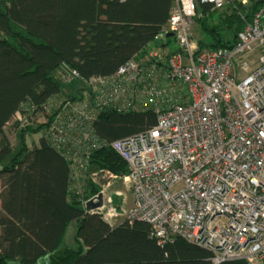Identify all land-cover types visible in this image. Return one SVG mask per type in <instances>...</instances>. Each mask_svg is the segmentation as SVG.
I'll return each mask as SVG.
<instances>
[{"label": "trees", "instance_id": "obj_1", "mask_svg": "<svg viewBox=\"0 0 264 264\" xmlns=\"http://www.w3.org/2000/svg\"><path fill=\"white\" fill-rule=\"evenodd\" d=\"M174 5L175 0H0V264H214L210 250L183 238L159 245L148 222L113 224L106 210L88 209L104 191L93 179L95 170L129 172L111 146L93 148L78 173L70 160L79 144L85 150L81 131L91 130L109 144L157 124L154 109L105 102L89 83L162 48L157 37ZM263 8L264 0L223 9L197 4L200 49L232 47L238 31ZM61 68L67 82H83L75 94L65 92L55 76ZM85 98L97 115L75 116L79 127L67 131L71 106ZM22 116L29 120L23 127ZM66 132L68 139H59ZM33 134L38 140L30 142ZM72 224L75 244L67 243Z\"/></svg>", "mask_w": 264, "mask_h": 264}, {"label": "built area", "instance_id": "obj_2", "mask_svg": "<svg viewBox=\"0 0 264 264\" xmlns=\"http://www.w3.org/2000/svg\"><path fill=\"white\" fill-rule=\"evenodd\" d=\"M199 3L223 9L251 0H175L157 37L164 43L173 32L175 51L164 44L89 83L105 102L154 109L157 124L109 144L81 131L85 150L79 144L72 169L78 173L93 150L111 146L129 172L101 168L93 179L105 189L132 192L133 205L119 216L148 222L159 245L180 237L210 250L214 264H264V8L232 47L200 49L194 35ZM71 108L67 131L79 127L75 116L97 115L87 98ZM28 123L22 116L21 127ZM68 134L57 136L66 141Z\"/></svg>", "mask_w": 264, "mask_h": 264}, {"label": "rangeland", "instance_id": "obj_3", "mask_svg": "<svg viewBox=\"0 0 264 264\" xmlns=\"http://www.w3.org/2000/svg\"><path fill=\"white\" fill-rule=\"evenodd\" d=\"M54 34H55V23L53 22V24L51 25L50 36L54 37ZM194 35L197 41L202 35L200 33V29L197 23L195 24V27H194ZM206 39L208 40L209 38H206ZM177 47H178V43L176 39L172 37V40L169 43L168 49L175 51ZM151 48H155V47L151 46ZM66 71L67 70L65 68H61L56 71L55 76L63 83V88L65 92L69 94H75L77 92V88L83 86V82L80 80H76L71 83L67 82L66 80L62 78V76H65ZM30 136H31L30 142L34 140H38L37 139L38 135L33 134ZM10 137L13 143L17 145L16 147H19V139L17 138L16 134L13 133L11 130H10ZM95 180L97 181L98 178H95ZM0 185H1V181H0ZM103 185L104 183H101L102 188H103ZM103 195H104L103 197H104V203H105L104 210H106V217L109 220H111L113 224H119L122 221L125 222L126 217L119 216L118 213H121L122 210H129L131 208V206L133 205V200H134L132 192L131 191L123 192L119 187H118V190L116 188H106L105 189L104 187ZM119 202H120V205H119ZM75 228H76L75 224H72V226H70L69 228V232L67 236V243L69 244H75V238H74Z\"/></svg>", "mask_w": 264, "mask_h": 264}, {"label": "water", "instance_id": "obj_4", "mask_svg": "<svg viewBox=\"0 0 264 264\" xmlns=\"http://www.w3.org/2000/svg\"><path fill=\"white\" fill-rule=\"evenodd\" d=\"M167 37H169V38L174 37V33L173 32H169L167 34ZM156 43L158 45H161V46L164 47V44H163L162 40H157ZM103 196H104L103 193H100L99 196L97 197V200L96 199H91L87 203L88 209L89 210H95V209H99V208L103 207V205H104V197Z\"/></svg>", "mask_w": 264, "mask_h": 264}, {"label": "clouds", "instance_id": "obj_5", "mask_svg": "<svg viewBox=\"0 0 264 264\" xmlns=\"http://www.w3.org/2000/svg\"><path fill=\"white\" fill-rule=\"evenodd\" d=\"M104 206V205H103Z\"/></svg>", "mask_w": 264, "mask_h": 264}]
</instances>
